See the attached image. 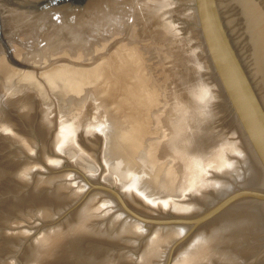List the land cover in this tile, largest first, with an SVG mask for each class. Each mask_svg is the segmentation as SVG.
<instances>
[{
	"label": "water",
	"instance_id": "obj_1",
	"mask_svg": "<svg viewBox=\"0 0 264 264\" xmlns=\"http://www.w3.org/2000/svg\"><path fill=\"white\" fill-rule=\"evenodd\" d=\"M0 264H264V0H0Z\"/></svg>",
	"mask_w": 264,
	"mask_h": 264
}]
</instances>
